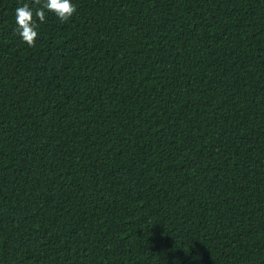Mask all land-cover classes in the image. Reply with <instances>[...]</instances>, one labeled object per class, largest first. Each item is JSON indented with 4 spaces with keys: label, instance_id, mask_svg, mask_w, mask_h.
<instances>
[{
    "label": "trees",
    "instance_id": "obj_1",
    "mask_svg": "<svg viewBox=\"0 0 264 264\" xmlns=\"http://www.w3.org/2000/svg\"><path fill=\"white\" fill-rule=\"evenodd\" d=\"M0 0V264H264V0H72L35 46Z\"/></svg>",
    "mask_w": 264,
    "mask_h": 264
},
{
    "label": "clouds",
    "instance_id": "obj_2",
    "mask_svg": "<svg viewBox=\"0 0 264 264\" xmlns=\"http://www.w3.org/2000/svg\"><path fill=\"white\" fill-rule=\"evenodd\" d=\"M34 6L24 3L15 9L16 31L30 47L35 46L40 23L46 22L48 13H53L63 23L77 11L72 0H33ZM37 20L40 22L38 23Z\"/></svg>",
    "mask_w": 264,
    "mask_h": 264
}]
</instances>
